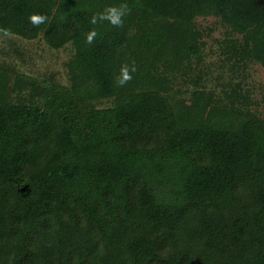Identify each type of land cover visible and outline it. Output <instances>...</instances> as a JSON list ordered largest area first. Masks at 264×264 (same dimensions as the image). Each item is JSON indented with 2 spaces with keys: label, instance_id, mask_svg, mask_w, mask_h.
Wrapping results in <instances>:
<instances>
[{
  "label": "trees",
  "instance_id": "1",
  "mask_svg": "<svg viewBox=\"0 0 264 264\" xmlns=\"http://www.w3.org/2000/svg\"><path fill=\"white\" fill-rule=\"evenodd\" d=\"M122 2L0 0V264H264V0H126L122 27L91 23ZM24 41L70 48L67 83L25 73Z\"/></svg>",
  "mask_w": 264,
  "mask_h": 264
},
{
  "label": "rangeland",
  "instance_id": "2",
  "mask_svg": "<svg viewBox=\"0 0 264 264\" xmlns=\"http://www.w3.org/2000/svg\"><path fill=\"white\" fill-rule=\"evenodd\" d=\"M198 23L206 32L212 33L207 37V43L210 48H217V43L224 39L226 29L219 23L216 18H199ZM22 46L29 48L25 63H20V68L25 73L39 78H45L51 72L57 71V80L67 83V74L64 63L68 61L72 50L70 48L61 51L50 49L43 41H24ZM4 45L0 41V45ZM26 47V48H27ZM217 55L209 57V62L217 59ZM215 75V74H214ZM248 83L252 91V98L254 101V109L257 108L261 115L264 116V68L255 63L251 64L248 71ZM212 84L215 87L216 81ZM213 87V86H211Z\"/></svg>",
  "mask_w": 264,
  "mask_h": 264
},
{
  "label": "clouds",
  "instance_id": "3",
  "mask_svg": "<svg viewBox=\"0 0 264 264\" xmlns=\"http://www.w3.org/2000/svg\"><path fill=\"white\" fill-rule=\"evenodd\" d=\"M131 12L128 3L122 2L118 5H113L105 8L101 12L93 13L91 16V23L93 25L100 24L107 21L115 27H122L125 17H127ZM30 21L34 25H39L44 22V17L38 14H33L30 16ZM97 32L93 29L87 33V43L92 44ZM136 67L134 65H123L120 69V74L116 79L117 85L119 87H124L128 81L132 79V74L136 72Z\"/></svg>",
  "mask_w": 264,
  "mask_h": 264
}]
</instances>
